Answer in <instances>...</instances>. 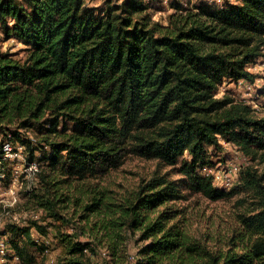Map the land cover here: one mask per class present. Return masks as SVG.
Instances as JSON below:
<instances>
[{"label":"trees","instance_id":"16d2710c","mask_svg":"<svg viewBox=\"0 0 264 264\" xmlns=\"http://www.w3.org/2000/svg\"><path fill=\"white\" fill-rule=\"evenodd\" d=\"M214 1L172 2L161 25L145 0H0V32L27 50L19 59L0 48V142L10 136L40 163V192L37 184L29 197L47 217L71 223L60 203L72 198L52 175L101 178L136 156L181 176L171 180L157 170L121 202L92 191L80 217L119 220L98 226L102 235L95 231L90 241L57 231L66 255L56 263L95 264L104 248L122 264L130 230L140 233L130 254L136 264H264V117L241 99L218 95L226 82L256 78L248 67L264 57V0ZM37 127L45 130L40 140L28 135ZM226 144L249 162L228 190L204 173ZM241 193L253 207L241 214L226 251L192 237L184 210L169 206L193 194L219 201ZM36 221L7 224L17 264H40L38 253L47 249L31 238L32 227L48 232Z\"/></svg>","mask_w":264,"mask_h":264},{"label":"rangeland","instance_id":"374dc122","mask_svg":"<svg viewBox=\"0 0 264 264\" xmlns=\"http://www.w3.org/2000/svg\"><path fill=\"white\" fill-rule=\"evenodd\" d=\"M93 6H99L103 4L105 0H89ZM121 3L123 0H114ZM148 9L147 12L152 17L153 21L160 23L161 25L168 24V18L171 13L174 12L172 8V2H179V0H145ZM185 5H192L193 3L207 2L210 5L216 4L214 0H181ZM219 3V2H218ZM0 48L2 51L10 52L15 58L24 59L27 55L26 47L14 40H7L4 34L0 32ZM254 72L256 70H253ZM260 76L256 74V77ZM264 76V75H263ZM262 77V76H261ZM260 77V79H261ZM228 93L239 100H244L249 103L255 110L257 115L264 117V90L263 91H250L245 84H236L226 82L220 87L219 97ZM75 127L69 126L70 130ZM32 132H28V135L35 136L39 140L45 133V130L31 129ZM23 134L26 135V131L22 130ZM38 146V145H37ZM242 160L241 153L233 146L226 144L224 151L215 156V169L226 168L229 161L234 158H240ZM41 158H46L43 155ZM45 161L44 165L46 166ZM44 166V168H45ZM264 169V166H261ZM159 170V174L167 175L171 180H178L181 176L172 167L160 166L156 160H147L136 156H130L126 162L118 169L112 170L109 174L101 178H91L84 181L68 180L64 181L63 177L52 175L55 181L63 180L60 187V192H64L68 198L65 203H60L61 214L70 219L71 223H67L65 220L62 223L54 221V219L47 217L46 212L43 209L38 208L35 199H30L31 194L22 193L20 194L17 203L6 209H1L0 217L3 218L6 226L8 223L13 224L15 222L20 224H29L31 220H37L38 226L45 227L43 240L44 244H47V249L43 253H38V262L40 264H51L52 260L64 258L66 255L64 246L60 242V238L55 236V233L59 235H70L74 236L75 241H90L95 239V231L98 232L97 236H101L104 229H98V226L105 225L112 228L115 216L104 215L101 217L92 216L89 221L83 220L80 216L83 214V204L87 201L88 196L92 194V191L99 188V190L107 191L109 195L113 197L112 201L121 202L130 193L135 192L139 189V186L145 181H148L154 173ZM238 177H236L237 183ZM38 184L37 191L40 192V183L36 182L35 187ZM219 184V183H218ZM216 183V186L220 188ZM220 185V184H219ZM235 196L213 201L201 194H193L188 199L179 200L177 202L169 203V206H177L182 208L184 213L182 214L185 220V228L187 232L202 242H207V245L212 249H223L226 251L227 240L230 236L232 229L239 224V218L241 214L248 212L253 206V198L248 194L241 193ZM240 197H245L247 202L242 203L239 200ZM76 198H80V201H76ZM64 206V207H63ZM111 207V206H109ZM73 222V223H72ZM67 223V224H66ZM49 224H52L50 227ZM40 229V228H39ZM36 231H38L36 229ZM84 232V235H79ZM78 234V236H75ZM126 237L128 238L126 245L128 249V257L122 264H136L132 261L130 254L136 253L139 247L137 239L140 233L133 234L130 230L126 231ZM58 235V236H59ZM48 241V243H47ZM68 255V254H67ZM125 255V253H124ZM69 256V255H68ZM127 256V255H126ZM95 264H115L111 261L108 251L104 248L99 249V253L94 256ZM7 264H16L10 261Z\"/></svg>","mask_w":264,"mask_h":264},{"label":"built area","instance_id":"2783aa9c","mask_svg":"<svg viewBox=\"0 0 264 264\" xmlns=\"http://www.w3.org/2000/svg\"><path fill=\"white\" fill-rule=\"evenodd\" d=\"M219 1L217 0V2ZM253 70L256 71L254 72ZM248 71L260 76H257L252 82L240 81L238 84H245L250 91H263L264 57L252 63L248 67ZM9 137H5V140L0 142V208L4 211L17 203L20 194L32 192L41 171V165L36 159H28L26 147L18 141L11 140ZM248 163L247 159L242 156V160L240 157L229 161L226 168L215 169L207 167L204 169V173L207 175L212 174L215 183H219L220 185L218 184V186L221 189L228 190L234 184L242 166ZM14 224L26 226L28 223L20 224L15 222ZM10 237L11 233L7 229L3 218L0 217V264H7L10 261L17 264L20 261V257L11 245ZM31 238L36 242L45 243L43 240L44 236L40 235L34 227L31 228ZM131 259L135 262V255H132ZM51 264H55V260H52Z\"/></svg>","mask_w":264,"mask_h":264}]
</instances>
